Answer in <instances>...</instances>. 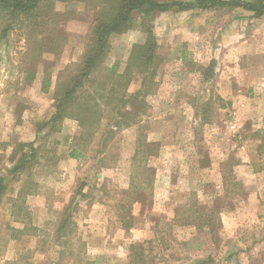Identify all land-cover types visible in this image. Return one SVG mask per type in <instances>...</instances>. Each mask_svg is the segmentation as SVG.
Segmentation results:
<instances>
[{"label": "rangeland", "instance_id": "rangeland-1", "mask_svg": "<svg viewBox=\"0 0 264 264\" xmlns=\"http://www.w3.org/2000/svg\"><path fill=\"white\" fill-rule=\"evenodd\" d=\"M56 9L74 13L42 57L23 30L0 41V264H129L135 245L147 264H264V173L251 171L264 162V16L243 8L135 14L127 32L110 37L104 67L125 70L146 23L158 43L155 84L143 95L147 75L137 72L128 94L141 95L126 122L110 128L103 118L83 137L77 121L51 130L50 120L57 77L84 55L98 8L80 0ZM31 147V166L12 175ZM126 210L129 229L119 216ZM66 218L74 230L57 240Z\"/></svg>", "mask_w": 264, "mask_h": 264}, {"label": "trees", "instance_id": "trees-1", "mask_svg": "<svg viewBox=\"0 0 264 264\" xmlns=\"http://www.w3.org/2000/svg\"><path fill=\"white\" fill-rule=\"evenodd\" d=\"M58 1L68 3L80 0H0V41L7 40L9 34L16 30H23L27 39V46L34 58L42 57L45 49V42L56 43V34L60 26L71 19L74 13L71 10L60 12L56 9ZM98 9L95 22L90 30L88 45L81 60L76 64H70L57 77L55 86L56 106L51 117V130H56L58 124L69 118L79 123L86 137H93L95 128L101 126L103 118L108 120L107 127H119L126 122L128 104L131 100L139 102L141 91L128 94L130 84L138 72L145 75L146 83L149 86L142 91L147 95L152 91L155 84L156 67L158 62V43L150 25L143 23L142 27L146 34L144 43L135 44L131 50L128 64L124 71L119 70V63L110 68H105L104 63L110 53L109 40L112 35H119L127 32L133 26L135 14H143L147 18L155 13L178 10H208L211 8H243L254 13L256 16H264V0H253L251 2L242 0H195L191 3L179 1L160 2L157 0H88ZM214 62L204 69L209 77L214 70ZM157 65V64H156ZM150 66V68H149ZM98 69L104 75L98 73ZM34 72L30 80H34ZM50 75L45 76L42 83V91L48 92L51 88ZM113 106V107H112ZM110 112L105 115L106 110ZM118 119V120H117ZM114 122V123H113ZM109 132L112 133L110 129ZM84 137V136H83ZM79 149H73L71 157L79 159L82 157ZM146 153L147 151L144 150ZM152 152V149L149 150ZM37 149L32 147L28 153L22 154L16 167L10 171L12 175H18L26 171L36 157ZM134 161H138V155ZM255 171H264V162ZM136 179V178H135ZM2 181V180H1ZM134 177L132 186L134 188ZM145 185L148 180L143 181ZM142 189V188H139ZM4 188L0 185V197ZM138 190V187L134 190ZM127 210L119 216L123 220L126 229L132 227L133 222L127 220ZM74 224L69 219H64L57 231V240L63 238L64 233L74 230ZM147 250L143 245L131 246L129 264H147L149 260ZM74 255V253H69ZM201 264H207L201 261Z\"/></svg>", "mask_w": 264, "mask_h": 264}, {"label": "crops", "instance_id": "crops-1", "mask_svg": "<svg viewBox=\"0 0 264 264\" xmlns=\"http://www.w3.org/2000/svg\"><path fill=\"white\" fill-rule=\"evenodd\" d=\"M223 83H224V86L227 88L229 85H228V83L227 82H225V80L224 81H222ZM225 88V89H226ZM225 89H224V91H225ZM225 92H228V88H227V90L225 91ZM259 103V102H258ZM262 125V124H261ZM264 125V124H263ZM252 171V173L254 174V175H256V176H259V175H261V174H263L264 173V171H255V170H251Z\"/></svg>", "mask_w": 264, "mask_h": 264}]
</instances>
